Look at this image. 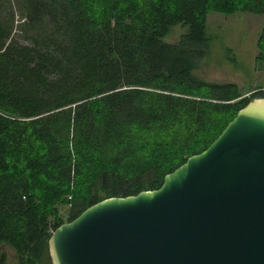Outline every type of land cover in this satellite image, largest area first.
Here are the masks:
<instances>
[{
    "label": "trees",
    "instance_id": "obj_1",
    "mask_svg": "<svg viewBox=\"0 0 264 264\" xmlns=\"http://www.w3.org/2000/svg\"><path fill=\"white\" fill-rule=\"evenodd\" d=\"M238 11L264 15V0H24L31 45L0 17V244L15 264H51L56 227L104 198L158 188L264 97L193 75L208 13ZM177 24L178 42L164 41ZM257 47L264 58V27Z\"/></svg>",
    "mask_w": 264,
    "mask_h": 264
},
{
    "label": "water",
    "instance_id": "obj_2",
    "mask_svg": "<svg viewBox=\"0 0 264 264\" xmlns=\"http://www.w3.org/2000/svg\"><path fill=\"white\" fill-rule=\"evenodd\" d=\"M51 264H264V97L161 185L56 227Z\"/></svg>",
    "mask_w": 264,
    "mask_h": 264
},
{
    "label": "rangeland",
    "instance_id": "obj_3",
    "mask_svg": "<svg viewBox=\"0 0 264 264\" xmlns=\"http://www.w3.org/2000/svg\"><path fill=\"white\" fill-rule=\"evenodd\" d=\"M23 1L0 0V17L12 20L11 39L31 45L36 32L34 28L22 24ZM263 27L264 15L242 11L233 14L209 12L206 18L209 42L204 46L205 53L193 75L209 82H234L242 89H264V58H257V41ZM40 28L45 33L52 31L47 21H42ZM186 29L181 24L174 25L163 40L178 42ZM59 208L60 215L66 219L67 206ZM3 251L6 253L5 264H15L13 249L0 244V254Z\"/></svg>",
    "mask_w": 264,
    "mask_h": 264
}]
</instances>
